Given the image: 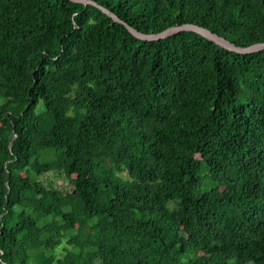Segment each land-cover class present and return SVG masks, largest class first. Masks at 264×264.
<instances>
[{
    "label": "trees",
    "instance_id": "16d2710c",
    "mask_svg": "<svg viewBox=\"0 0 264 264\" xmlns=\"http://www.w3.org/2000/svg\"><path fill=\"white\" fill-rule=\"evenodd\" d=\"M92 1L264 42V0ZM0 264H264V50L0 0Z\"/></svg>",
    "mask_w": 264,
    "mask_h": 264
},
{
    "label": "water",
    "instance_id": "95a60500",
    "mask_svg": "<svg viewBox=\"0 0 264 264\" xmlns=\"http://www.w3.org/2000/svg\"><path fill=\"white\" fill-rule=\"evenodd\" d=\"M73 1H82L84 3H93L97 6H99L104 12H106L111 17H113L114 20L126 24L128 29L136 37H138L142 40H149V41L160 40V39H164V38H167L169 36L178 34L182 31H192V32L198 33V34L206 37L207 39L215 42L216 44H218L219 46H221L225 49L235 51L238 53L248 54V53H253V52L264 50V42L255 43V44H252L249 46H239V45L235 44L234 42L228 40L226 37L221 36L218 33H215L214 31H212V30H210L204 26H200V25L194 24V23H185L182 25L171 26V27H169V28H167L161 32H158V33H144V32L139 31L138 29L128 25L123 20H121L118 15L114 14L109 9L97 4L96 2H94L92 0H73Z\"/></svg>",
    "mask_w": 264,
    "mask_h": 264
},
{
    "label": "rangeland",
    "instance_id": "374dc122",
    "mask_svg": "<svg viewBox=\"0 0 264 264\" xmlns=\"http://www.w3.org/2000/svg\"><path fill=\"white\" fill-rule=\"evenodd\" d=\"M42 180L47 183L57 187L64 188L65 190H70L72 183L70 178L65 176L64 173L53 171L42 177Z\"/></svg>",
    "mask_w": 264,
    "mask_h": 264
}]
</instances>
